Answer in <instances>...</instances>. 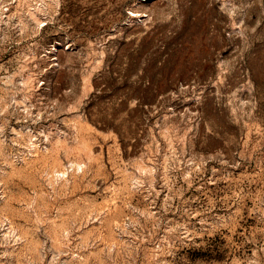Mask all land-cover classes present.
<instances>
[{"label": "rangeland", "instance_id": "374dc122", "mask_svg": "<svg viewBox=\"0 0 264 264\" xmlns=\"http://www.w3.org/2000/svg\"><path fill=\"white\" fill-rule=\"evenodd\" d=\"M0 264H264V0H0Z\"/></svg>", "mask_w": 264, "mask_h": 264}]
</instances>
